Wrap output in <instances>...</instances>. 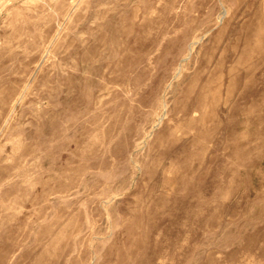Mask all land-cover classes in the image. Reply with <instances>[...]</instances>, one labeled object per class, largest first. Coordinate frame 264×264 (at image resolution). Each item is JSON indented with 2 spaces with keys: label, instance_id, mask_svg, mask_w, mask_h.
<instances>
[{
  "label": "rangeland",
  "instance_id": "374dc122",
  "mask_svg": "<svg viewBox=\"0 0 264 264\" xmlns=\"http://www.w3.org/2000/svg\"><path fill=\"white\" fill-rule=\"evenodd\" d=\"M0 264H264V0H0Z\"/></svg>",
  "mask_w": 264,
  "mask_h": 264
}]
</instances>
